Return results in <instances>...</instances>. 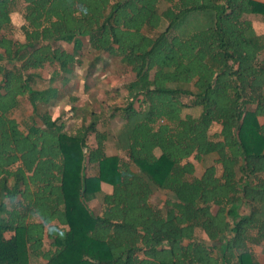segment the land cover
Instances as JSON below:
<instances>
[{
    "label": "trees",
    "instance_id": "obj_1",
    "mask_svg": "<svg viewBox=\"0 0 264 264\" xmlns=\"http://www.w3.org/2000/svg\"><path fill=\"white\" fill-rule=\"evenodd\" d=\"M256 17L264 1L0 0V264H264L248 247L264 253ZM108 59L133 74L123 104L71 93L52 112L58 83L86 90Z\"/></svg>",
    "mask_w": 264,
    "mask_h": 264
},
{
    "label": "rangeland",
    "instance_id": "obj_2",
    "mask_svg": "<svg viewBox=\"0 0 264 264\" xmlns=\"http://www.w3.org/2000/svg\"><path fill=\"white\" fill-rule=\"evenodd\" d=\"M14 26L15 28H18L19 25L22 23V17L18 14H14ZM254 25L257 33L260 36H264V22H262L259 18H255ZM165 28V24L161 27L163 30ZM69 47V46H68ZM86 55H90L88 51L86 52ZM83 71V70H82ZM132 72L128 68H121V65L119 61L108 59L107 62L104 64L101 63L100 67H98L97 71L94 72V75L91 76L88 80V87L86 90H84L83 83H81L80 79H75L72 81L69 85H61L58 83L57 85L60 87V93L61 98L60 100L53 102L50 106L52 112L54 114H59L60 112H63L68 107L67 105H72L74 101L69 100L70 94L73 93L76 96L79 97V100L76 102V104H79L81 107L85 105V107H88L89 109H94L97 112L101 111V98H103L107 92V94H110L111 96H115V101L119 104H123L124 96L126 91L123 86L125 82H128L132 79ZM118 88V91L116 90ZM72 90V92H70ZM119 92V96L117 95ZM25 112L27 114V111L21 110V112L18 113L19 117H23L22 121L26 120ZM191 113L193 115H198L200 113V108H186L184 110V114ZM264 120V119H262ZM111 125L109 123L108 127H113V132H116V128L120 126L119 121L112 122ZM104 128V127H103ZM107 148L110 154L118 152V150L115 147V144L113 141L108 142ZM159 153V152H158ZM215 161V156H207L203 161L199 162L197 160H194L197 170L196 175L200 176L205 168L213 164ZM87 173L90 174H96L98 171L97 165H88L87 166ZM104 185V184H103ZM104 188L106 190L111 191V186L105 184ZM167 198V194L165 191L158 192L151 200V202L154 204V206L161 207L163 206L165 200ZM102 199L103 195H97L94 198H91L88 200L89 206L92 208L93 212L96 214L101 213L102 211ZM198 236L200 238L208 239L206 235H203L201 232L198 233ZM253 241V239L251 240ZM49 241H47L48 243ZM248 247L255 251L257 254H259V258L264 263V253L262 252V245L259 243V241H253L248 243ZM46 260L44 259H31V264H44Z\"/></svg>",
    "mask_w": 264,
    "mask_h": 264
},
{
    "label": "crops",
    "instance_id": "obj_3",
    "mask_svg": "<svg viewBox=\"0 0 264 264\" xmlns=\"http://www.w3.org/2000/svg\"><path fill=\"white\" fill-rule=\"evenodd\" d=\"M261 1H264V0H261ZM255 252V251H254Z\"/></svg>",
    "mask_w": 264,
    "mask_h": 264
}]
</instances>
